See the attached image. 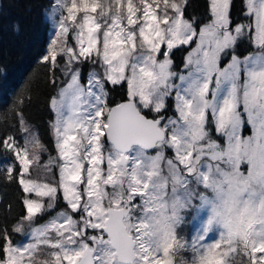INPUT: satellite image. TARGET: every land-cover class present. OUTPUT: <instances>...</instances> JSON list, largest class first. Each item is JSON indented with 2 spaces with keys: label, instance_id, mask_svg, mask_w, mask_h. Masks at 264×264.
Listing matches in <instances>:
<instances>
[{
  "label": "snow or ice",
  "instance_id": "obj_1",
  "mask_svg": "<svg viewBox=\"0 0 264 264\" xmlns=\"http://www.w3.org/2000/svg\"><path fill=\"white\" fill-rule=\"evenodd\" d=\"M191 7L43 6L50 140L30 95L0 112V264H264V0Z\"/></svg>",
  "mask_w": 264,
  "mask_h": 264
},
{
  "label": "trees",
  "instance_id": "obj_2",
  "mask_svg": "<svg viewBox=\"0 0 264 264\" xmlns=\"http://www.w3.org/2000/svg\"><path fill=\"white\" fill-rule=\"evenodd\" d=\"M47 3L48 0H0V112L10 109L17 95H30L24 114L40 130L45 143L50 140L47 128L52 119L47 101L53 94L51 86L45 83L48 73L39 62L45 54L50 29L42 15ZM190 3V12L203 11L204 0H190ZM235 3L234 14L239 10L240 0ZM184 55L181 51L175 53L176 64ZM112 96L119 101V89ZM21 195L16 183H9L0 176V221L10 222L20 214Z\"/></svg>",
  "mask_w": 264,
  "mask_h": 264
},
{
  "label": "rangeland",
  "instance_id": "obj_3",
  "mask_svg": "<svg viewBox=\"0 0 264 264\" xmlns=\"http://www.w3.org/2000/svg\"><path fill=\"white\" fill-rule=\"evenodd\" d=\"M51 36H52V31H51V28H50V29H49V35H48V43H47V46H48V44H49V42H50V38H51ZM47 46H46V49H47ZM45 52H46V51H45ZM45 159H46V157H45ZM185 231H186V232H190L191 229H190V228H186Z\"/></svg>",
  "mask_w": 264,
  "mask_h": 264
}]
</instances>
